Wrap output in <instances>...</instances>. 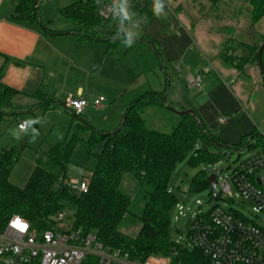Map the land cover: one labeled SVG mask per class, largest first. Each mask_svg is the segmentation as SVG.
Segmentation results:
<instances>
[{
    "label": "rangeland",
    "instance_id": "rangeland-1",
    "mask_svg": "<svg viewBox=\"0 0 264 264\" xmlns=\"http://www.w3.org/2000/svg\"><path fill=\"white\" fill-rule=\"evenodd\" d=\"M78 0H36L40 23L63 29L62 24L72 26L58 11ZM149 9L155 7L154 0H149ZM110 2V1H109ZM129 0L126 2L128 5ZM162 18L153 16L142 26L124 23L120 7L125 0H116L114 15L110 19L113 26L107 28L110 38L121 35L119 43L111 50L120 66V75L105 76L99 88L105 103L101 109L90 106L79 119L92 129L111 133L121 124V118L130 104L146 92L165 93V107L147 109L143 120L150 130L169 134L178 123L176 113L194 111L202 120L205 129L225 144L232 146L240 142L243 136L264 133V80L254 62L237 72L233 66L225 64L220 54L231 58L237 65V59L247 57L242 46H261L264 37V17L253 22L254 5L251 0H220L212 6L208 0H162ZM164 12L167 13L163 17ZM118 18L119 21H116ZM131 32V47H125V40ZM113 36V37H112ZM150 42V43H149ZM116 76V77H115ZM193 80L200 78L197 85ZM47 101L41 97L38 104ZM169 108V109H168ZM27 124L26 132L20 133L12 116H6L0 122V153L4 149L19 146L26 140V147L21 153L9 182L17 187L26 186L34 169L35 160L44 158L48 146L55 145L66 136L77 133V119L66 112L59 101L46 112L36 110L21 117ZM225 118L224 124L219 119ZM29 120L36 121L29 123ZM90 130L84 131L68 166L67 177L80 180L90 177L95 168L96 158L87 153L85 142ZM255 137L254 148L234 150L212 148L211 153L219 158L209 164L192 166L189 157L179 162L172 174L169 189L177 200H186L195 210V200L205 206L208 190L192 196L182 194L178 188L188 185L199 172L211 174L213 165L223 171V177L264 147ZM103 143L97 142L92 147L93 154L101 153ZM89 180V179H88ZM134 182L125 176L122 191L133 196ZM225 210L232 209L249 217L250 211L241 206L239 201L215 202ZM73 210L65 211L67 222L74 220ZM170 213V240L185 243L187 231L185 223L173 221ZM139 226L131 216L121 222L119 231L128 237L138 232Z\"/></svg>",
    "mask_w": 264,
    "mask_h": 264
},
{
    "label": "trees",
    "instance_id": "trees-1",
    "mask_svg": "<svg viewBox=\"0 0 264 264\" xmlns=\"http://www.w3.org/2000/svg\"><path fill=\"white\" fill-rule=\"evenodd\" d=\"M16 10L11 19L26 24L40 23L36 0H16ZM111 0H78L58 11L73 27L71 33L79 38L102 42L108 50L119 43L121 35L110 38L107 28L113 22L99 16L103 6ZM220 0H208L215 6ZM255 11L253 22L264 17V0H251ZM149 0H129L128 18L124 23L136 26L144 25L152 16ZM114 15V14H113ZM116 21L121 22L116 18ZM54 34L55 32H49ZM264 43V37H262ZM150 43V42H149ZM261 43V44H262ZM247 57L237 59V65L231 58L220 54L222 61L238 72L249 64L258 66L259 44L242 46ZM264 67V53L261 56ZM15 92L0 85V122L6 116H12L17 122L22 114L36 110L46 112L52 109L53 100L42 92L34 97L47 98L28 111L13 103ZM165 93L146 92L135 99L121 118L120 126L111 133L96 131L80 116H75L66 108L65 111L77 119V133L61 139L50 146L44 158L35 160L34 169L23 188H17L9 182L21 153L26 147V140L17 147L4 149L0 153V233L12 217H19L30 224L38 233L50 230L57 214L72 209L74 228L84 233H94L98 241L106 248L120 250L131 260L143 261L149 256H165L172 247L170 240V213L176 198L168 193L171 177L176 165L189 157V164L215 162L219 155L210 151L212 148L245 150L254 148L252 141L258 134L243 136L236 145L229 146L209 133L200 117L194 112L176 113L178 123L169 134L159 133L147 128L143 114L147 109L165 107ZM64 107V105H63ZM169 109V108H168ZM90 130L85 142L89 155L96 158V165L89 177L86 194L75 195L64 186L68 166L77 144L82 141V134ZM252 138L250 142L249 139ZM102 142L99 154L92 153L95 143ZM134 182L133 196L122 191L124 177ZM190 186L197 193L208 187L207 176L199 172L190 181ZM131 216L139 229L135 236L128 237L119 231L121 222ZM196 254V253H195ZM183 254L185 260L195 259ZM198 256V253L196 254ZM82 264H97L89 257Z\"/></svg>",
    "mask_w": 264,
    "mask_h": 264
},
{
    "label": "built area",
    "instance_id": "built-area-1",
    "mask_svg": "<svg viewBox=\"0 0 264 264\" xmlns=\"http://www.w3.org/2000/svg\"><path fill=\"white\" fill-rule=\"evenodd\" d=\"M16 1V0H14ZM116 0L102 7L99 16L105 20L115 11ZM193 85L200 82L190 79ZM102 97L92 102L99 108ZM65 108L75 116L85 114L89 103L80 98H70ZM225 118L219 119L224 124ZM17 129L26 132L28 124L17 121ZM264 143V133L260 134ZM209 166V164H207ZM213 165L211 174L215 177L213 191L209 189L205 206L200 200L194 201L195 210L186 200H177L172 207L173 221L185 223V243L171 240V250L165 256H149L143 261L131 260L120 250L104 247L94 233H84L74 228L73 221L67 222L65 213L57 214L50 230L36 232L29 223L19 217H12L0 233V264H82L87 258L97 264H264V147L257 150L223 177V171ZM204 172V171H203ZM207 176V177H208ZM89 178L65 179L62 186L80 196L86 194ZM178 190L187 196L199 192L188 185ZM168 193L172 191L168 188ZM239 201L250 211L249 217L218 206L215 202ZM198 253V256L196 254ZM184 255L195 259L185 260Z\"/></svg>",
    "mask_w": 264,
    "mask_h": 264
},
{
    "label": "crops",
    "instance_id": "crops-1",
    "mask_svg": "<svg viewBox=\"0 0 264 264\" xmlns=\"http://www.w3.org/2000/svg\"><path fill=\"white\" fill-rule=\"evenodd\" d=\"M16 5L14 0H0V85L15 92L13 103L28 111L38 104L37 92L62 106L70 98L89 103L103 97L99 91L103 78L122 74L111 50L102 42L73 35L65 24L63 29L53 25L43 29L39 23L15 22L11 17ZM23 115L19 120L24 121Z\"/></svg>",
    "mask_w": 264,
    "mask_h": 264
},
{
    "label": "clouds",
    "instance_id": "clouds-1",
    "mask_svg": "<svg viewBox=\"0 0 264 264\" xmlns=\"http://www.w3.org/2000/svg\"><path fill=\"white\" fill-rule=\"evenodd\" d=\"M126 2H127V0H125V4L120 7V13L122 14L123 18H128V16H129L128 11H127V7H126ZM154 2H155V7L152 9L153 14L157 18H162V16H161V12L163 9L162 0H154ZM166 15H167V13L164 12L163 17H165ZM132 35H133V33H131V32L128 33V38L125 40V43H124L125 47H131L132 46V44H133V42L131 40ZM28 122L29 123H35L36 121L29 120Z\"/></svg>",
    "mask_w": 264,
    "mask_h": 264
},
{
    "label": "water",
    "instance_id": "water-1",
    "mask_svg": "<svg viewBox=\"0 0 264 264\" xmlns=\"http://www.w3.org/2000/svg\"><path fill=\"white\" fill-rule=\"evenodd\" d=\"M262 53H264V43L261 44L259 51H258V68L262 76V80H264V67H262V62H261V56ZM187 113V112H185ZM249 141H252V138L249 139ZM207 181L209 183V189L210 191L214 190L215 187V177L214 176H208Z\"/></svg>",
    "mask_w": 264,
    "mask_h": 264
}]
</instances>
